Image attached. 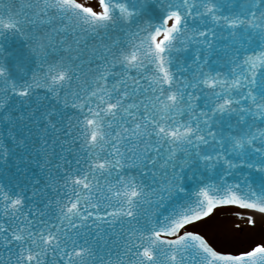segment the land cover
<instances>
[{
  "label": "snow or ice",
  "instance_id": "6c2138e0",
  "mask_svg": "<svg viewBox=\"0 0 264 264\" xmlns=\"http://www.w3.org/2000/svg\"><path fill=\"white\" fill-rule=\"evenodd\" d=\"M0 264H264V0H0Z\"/></svg>",
  "mask_w": 264,
  "mask_h": 264
},
{
  "label": "rangeland",
  "instance_id": "374dc122",
  "mask_svg": "<svg viewBox=\"0 0 264 264\" xmlns=\"http://www.w3.org/2000/svg\"><path fill=\"white\" fill-rule=\"evenodd\" d=\"M249 211L230 209V208H219L217 213L213 214L215 217V223L223 226H229L233 222H239V217L248 214ZM210 236V242L218 250L237 252L243 248L249 246L251 242L246 235L240 234L235 237V239H226L223 232L212 234L208 233ZM255 238H259L258 231L253 234Z\"/></svg>",
  "mask_w": 264,
  "mask_h": 264
},
{
  "label": "water",
  "instance_id": "95a60500",
  "mask_svg": "<svg viewBox=\"0 0 264 264\" xmlns=\"http://www.w3.org/2000/svg\"><path fill=\"white\" fill-rule=\"evenodd\" d=\"M12 171H15V168H12ZM32 171L35 172L37 175L41 174V170L38 167H36L35 165H32ZM227 208L242 210V209L234 208V207H227ZM244 211H248V210H244ZM215 213H217V210L214 212V214Z\"/></svg>",
  "mask_w": 264,
  "mask_h": 264
}]
</instances>
